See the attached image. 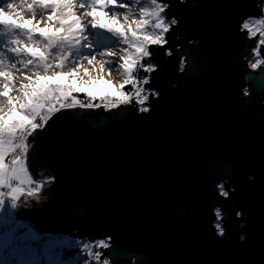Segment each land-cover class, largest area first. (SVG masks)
<instances>
[{
	"label": "water",
	"instance_id": "obj_1",
	"mask_svg": "<svg viewBox=\"0 0 264 264\" xmlns=\"http://www.w3.org/2000/svg\"><path fill=\"white\" fill-rule=\"evenodd\" d=\"M262 1L158 0L176 23L148 45L150 111L55 112L26 141L42 187L26 206L20 195L16 219L39 235L109 238L110 264H264V63L248 67L255 38L240 31Z\"/></svg>",
	"mask_w": 264,
	"mask_h": 264
},
{
	"label": "snow or ice",
	"instance_id": "obj_2",
	"mask_svg": "<svg viewBox=\"0 0 264 264\" xmlns=\"http://www.w3.org/2000/svg\"><path fill=\"white\" fill-rule=\"evenodd\" d=\"M24 3L25 0H20L19 4L15 0L12 2L0 0V44H5L6 40L5 48L0 50V78L5 81L0 97L6 98L4 103L7 107L6 111L0 107V187L7 186L10 189L7 202L4 194L0 193V229H7V231L0 232V264H41L42 256L47 258L49 264H52L56 260L54 246L40 244L41 237L31 229L18 234L25 225L16 220L12 210L17 209L18 201H20L19 194L23 192L20 185L25 183L36 185L28 190L25 199L20 201L21 204L26 206L27 198L37 195L40 182L29 175V169L25 166V160L21 156L27 152L28 137L34 130L43 126L41 122L47 121L48 115L44 114L45 111L47 114H51L54 110L58 111L59 109H54L53 102L73 98L74 92L87 91L92 100L96 99V93L77 84L76 77L82 67L81 63H77L68 72L62 70L64 62L68 59L65 49H75L73 55L92 65L96 59L93 54L95 49L101 46L107 47L100 44V37L110 39L113 43L118 42L117 38H122L126 44L130 43V47L135 51L129 52L127 48L123 49V52L127 54L120 56L122 62L118 67L124 70L125 78L119 86L121 91L113 92L112 96L118 103L124 105L135 107L138 103L140 112H148L150 109L143 105L149 101L150 95L141 85H148L150 78L146 75L138 80L133 75V70L134 67L143 69L146 73L153 70L152 63L144 64L141 61L152 55L147 47L148 44L167 43L165 33L169 25L161 16L166 5L159 4L158 0H136L138 5L148 4L154 7L151 11L146 7H139L141 19H132L131 22H129L130 17L127 13L121 17L120 10L129 7L128 3H123L122 0H31V3H27V11L31 13V19H26L22 11L17 10L22 9ZM49 8L51 13L45 18L42 11ZM38 12L41 13V21L33 23ZM148 15L154 16L155 21L150 23L144 18ZM41 22L45 24V27L38 26ZM175 23L174 19L171 20V24ZM256 23L264 25V20H257ZM133 25L136 27L133 28ZM140 30H144L142 36L138 35ZM245 30L249 38L256 36L257 31H261L259 45L264 46V30L253 28L251 19H245L240 25V31ZM86 32L96 39L89 42V36L85 35ZM128 32H131V42ZM17 33L26 34L32 43H23L16 35ZM255 51L257 49H254ZM107 54L109 56L118 55L111 51ZM22 56L27 59L21 60ZM49 58L55 61L56 67L61 68V71L48 74L53 68V64L48 62ZM8 61L15 62L6 63ZM261 63L264 61L257 59L249 67L256 68ZM18 64L22 67H18ZM107 66L111 69L114 65L107 62ZM104 67L105 64L100 65L101 71ZM41 70H43V75L40 74ZM83 70L85 75H89V69L84 68ZM16 72H19L22 79L19 81V87L16 88L18 95L12 96L9 93L15 88ZM66 76L71 77V80L63 79ZM89 80L94 81L95 78L90 76ZM129 84L132 88L127 93H123L124 85ZM151 95L158 96L159 93L153 92ZM73 100L74 103H79L74 98ZM71 106L73 105L60 104V107ZM81 106L98 107L99 105H93L89 101L88 104ZM8 154H12L10 165L5 164V157ZM13 182L16 186H13ZM221 192L225 197L228 195L223 186H221ZM220 215V210L217 209L215 229L219 235L223 236L224 228L220 222ZM240 239L243 240L244 237L241 236ZM96 243L101 248L108 247L104 240ZM89 249V245L84 246V250L89 255H93ZM94 255L96 260L100 259L99 252ZM104 264L108 262L104 261Z\"/></svg>",
	"mask_w": 264,
	"mask_h": 264
},
{
	"label": "rangeland",
	"instance_id": "obj_3",
	"mask_svg": "<svg viewBox=\"0 0 264 264\" xmlns=\"http://www.w3.org/2000/svg\"><path fill=\"white\" fill-rule=\"evenodd\" d=\"M7 2H12V0H7ZM158 3L166 5L165 3H161V2H158ZM128 5H129V7H128L129 9L121 11V17H122V15L124 13H127L129 15V17H130L129 22H131L132 19H136V20L141 19V16H140V13H139V7H141V6L146 7V8L149 9V11H151V9L154 7V6H150L148 4H140V5H138L137 3L134 4V6H132L131 4H128ZM166 7H167V5H166ZM165 8H164V10H165ZM161 16L164 18V21L168 23L169 28H170V26L174 25V24H171V20H173V19L166 20L164 15H163V12L161 13ZM144 18L148 19L150 23L155 21V17L152 16V15L145 16ZM13 19H14V17H13ZM121 23H123L122 19H121ZM135 27L136 26L133 25V28H135ZM143 34H144V30H140V32L138 33V35H140V36H142ZM86 35H88V33ZM128 37L130 38V42H131V32H128ZM117 41L118 42L113 43L110 39H105L104 38V40L102 42V45H106L107 47H104V46L98 47V49L96 50V53H93L96 56V59L93 61L92 65L87 64L86 61H81L78 58V56L73 55L72 53L75 52V49H68V48L65 49V53L68 54V59L64 62V67H63L62 70L64 72H68L72 67H75L77 63H81L82 67L79 69V75L76 77L77 84L79 86H83L86 89L96 93V99H98V100L93 102L92 104L93 105H99V106L98 107L94 106V107H89V108L103 107V109L105 110L106 106H111L113 104H116V106H117L119 104H122V103H118L115 100V98L112 96L113 92H120L121 91L119 86L123 83V80L125 78L124 77V70L118 67V65L122 62L120 60V56L127 54V53L123 52V49H125V48H127L129 50V52H134L135 50L130 47V43L129 44L124 43L122 38H117ZM89 42H91V41H89ZM148 45H147V47H148ZM109 51L117 53L118 55L117 56H109L107 54ZM12 62L13 61H8L6 63H12ZM48 62L53 64V68L51 70H49V73H48L49 75H51L53 71H61V68L56 67V64H55L54 60L53 61L52 60H48ZM107 62H111L114 66L111 69H109V67L107 66ZM101 64H105V67L103 68L102 71L100 69V65ZM180 66L182 67V63H181ZM84 68L89 69V75H85L84 74V70H83ZM6 70H11V69H6ZM40 74L43 75V70L40 71ZM90 76L94 77L95 80L94 81H90L89 80ZM101 77L103 79H101ZM14 79H15V88L13 89V91H11L9 93V95H12V96L18 95V92L16 91V88L19 87V81L22 79V77L20 76L19 72L15 73ZM63 79L71 80V77H67L66 76ZM85 81H88V83H85ZM4 82L5 81L3 80V78H0V91L3 90V83ZM54 82H56V78H54ZM108 82H110V83H108ZM125 86L126 85H124V87ZM124 87H123V93H126L124 91L125 90ZM147 92L149 94V90H147ZM84 93L87 94V91L84 92ZM72 97L76 101H79V100L76 99L77 97H75L73 95H72ZM105 97H107V99H105ZM73 98H71L69 101L64 99L61 102H53L54 109L61 110L63 108H72V107H76V106L83 107V106H81L82 103L80 101H79V103H74ZM5 100H6V98L0 97V107H3L5 109V111H6L7 107H6L5 103H4ZM61 103L65 104V105H73V106H71V107H60ZM144 107H146V106H144ZM83 108H85V107H83ZM17 111H19L18 108H17ZM55 112H57V111L54 110L51 114H47L46 111H45L44 114L48 115L47 120ZM41 123L43 124L45 122H41ZM6 157H5V159H6ZM25 166H26V164H25ZM10 170L11 169L8 168L9 172H10ZM29 175H30V173H29ZM32 185H35V184L25 183L23 185H20V187L23 188V192L22 193H27V192H24V187L25 186H31L32 187ZM4 187H6V186L0 187V193H2L1 190ZM17 221H19V220H17ZM19 222H21V221H19ZM24 224H26V223H24ZM29 229H31L33 232L38 234L31 226H29L27 224L23 228V231H20V233H18V234H22L24 232H27ZM39 236H41V235H39ZM69 238L70 237L68 235H64V234H48L44 238H41L40 244H51V245H53L54 246V250H55V255H57L58 254L57 249H59L60 247L65 245L68 242ZM56 263H57V260L52 262V264H56Z\"/></svg>",
	"mask_w": 264,
	"mask_h": 264
},
{
	"label": "trees",
	"instance_id": "obj_4",
	"mask_svg": "<svg viewBox=\"0 0 264 264\" xmlns=\"http://www.w3.org/2000/svg\"><path fill=\"white\" fill-rule=\"evenodd\" d=\"M15 2L17 4L20 3V0H15ZM123 3H128V4H131L132 6H134V4H136V0H122ZM27 3H31V0H25V3L23 5V8L22 9H17V10H21L22 11V14L25 16L26 19H31V13H29L27 11ZM129 9V8H128ZM122 10H127V9H121L120 11ZM51 13V9H47V10H43L42 11V15L46 18L47 15H49ZM15 19V17H14ZM38 21H41V13L38 12L35 16V19L33 21V23H36ZM51 23V22H50ZM39 27H45V24L43 22L39 23L38 25ZM87 34V32L85 33V35ZM17 36H19V38L21 39V41L23 43H32L28 40L27 38V35L24 34V35H21L20 33H17L16 34ZM89 35V41H93L94 39H96L95 37H93L92 35L88 34ZM104 40V37H100V44L102 45V42ZM83 43V42H82ZM5 44H6V40H5ZM5 44H0V50H3L5 48ZM8 46H11V45H8ZM98 49V47L95 49L94 53H96V50ZM21 60H26L27 57H20ZM49 60H52L51 58H49ZM14 62V61H13ZM141 63H144V64H147L149 63L146 58H144ZM18 67H22V65L18 64ZM32 67V66H30ZM149 72H145L143 69H140L138 67H134V70H133V75L136 77V79H142L143 77H145ZM132 85H126L124 87V91L127 93L130 89H131ZM73 96L77 97L76 99L79 100L82 105H86L89 103V101H91V103L97 101L98 99H95V100H91L92 98L89 97L86 93L82 92V93H73L72 94ZM71 98H68L66 99L67 101H69ZM85 107V106H83ZM24 224V223H23ZM26 225V224H24ZM20 231H23L20 230ZM46 235L48 234H43L41 235L40 237L41 238H44ZM71 238H69L70 240ZM68 240V242H69ZM67 242V243H68ZM66 243V244H67ZM63 245L62 247H60L59 249H57L58 251V254L56 255V260H57V263L56 264H80L81 260H83V258L85 257V250H84V247L83 246H80V245H77V246H67V245ZM33 246H36L35 243H33ZM41 264H49V262L47 261V259L45 257H41Z\"/></svg>",
	"mask_w": 264,
	"mask_h": 264
},
{
	"label": "flooded vegetation",
	"instance_id": "obj_5",
	"mask_svg": "<svg viewBox=\"0 0 264 264\" xmlns=\"http://www.w3.org/2000/svg\"><path fill=\"white\" fill-rule=\"evenodd\" d=\"M258 7L261 9V13H260V15H259L258 17L254 16V17H249V18H247V19H251V20H252V26H253V28H255V29H262V30H263L262 25L257 24L256 21H257V20H263V19H264V0H263L261 3L258 4ZM170 19H174V20L176 21V17H175V16H172ZM168 20H169V19H168ZM245 31H246V34L248 35L247 30H245ZM260 36H261V31H257V35L253 37V38H255V41H254V47L250 50V52H252V55H251V57H250L249 59L246 60V64L248 65V67H249V65H250L251 63H255V61H256L257 59L260 60V58L258 57L257 52H256V51L254 52V49H257V47H258V45H259ZM248 37H249V36H248ZM251 38H252V37H251ZM188 43H189V44H195L196 41L193 40V39H191V40L188 41ZM166 53L169 54V49L166 50ZM150 63H152V64L154 65V61H151ZM180 65H181V64H180ZM258 65H259V64H258ZM258 65H257V67H258ZM182 66H183V64H182ZM180 67H181V66H180ZM257 67H256V68H257ZM249 68H250V67H249ZM252 69H255V68H252ZM27 152H28V150H27ZM27 152H25L24 155L21 157L22 159L25 160V164L27 163L26 161L29 162V160L27 159ZM30 160H31L30 162H34L35 166H37V169H36L37 172L34 171V176H35L37 179H42L43 177H45V176H46V171H47L46 168H47V165H48V163H47L46 165H44L45 162H47L46 159H45V157H41V155H39V154H34V155L32 156V159H30ZM30 164H31V163H30ZM26 166H27V165H26ZM31 167H32V166H31ZM30 175H31V174H30ZM31 176H32V175H31ZM46 181H48V179H46ZM221 186H223L222 183H221V182L218 183L219 192L222 194V192H221ZM32 187H36V185H32ZM41 187H42V184L40 183L39 189H40ZM39 189H38V191H39ZM223 189H224V187H223ZM224 190H225V189H224ZM216 210H217V208H216ZM216 210H215V211H216ZM239 214H240V213H239ZM238 216H240V215H238ZM220 218H221V215H220ZM216 221H217V216H216L215 223H216Z\"/></svg>",
	"mask_w": 264,
	"mask_h": 264
},
{
	"label": "built area",
	"instance_id": "obj_6",
	"mask_svg": "<svg viewBox=\"0 0 264 264\" xmlns=\"http://www.w3.org/2000/svg\"><path fill=\"white\" fill-rule=\"evenodd\" d=\"M147 76L150 78V72L147 74ZM141 86L143 87L144 85H141ZM119 105H117V106H119ZM117 106H115V107H117ZM143 106H145V105H143ZM85 108H89V107H85ZM112 108H114V106H112V105L111 106H106L105 110H110ZM45 124H46V122L43 123L42 127H44ZM17 154H20V153L17 152ZM11 159H12V154H9L6 157V159H5V164L6 165H10ZM13 186H16L15 182H13ZM30 187L31 186H25L24 187V192H28ZM1 192L4 194V198H5L6 202H7L9 200L8 193L10 192V189H8L7 186H6V187L2 188ZM3 231H7V229L6 228L5 229H0V232H3ZM100 240H104L109 245V238H96V239H94L92 241H90L88 238H71L66 245L67 246L68 245H70V246L80 245V246H83V247L85 245H89L90 246L89 250L91 251V253H93V255H89L88 252L85 251V257L83 258V260H81L80 264H104V261H107L108 264H110V261L106 257H101L99 260H96V258H95L94 253L99 252L100 254H102V251H101L100 247L96 243L97 241H100Z\"/></svg>",
	"mask_w": 264,
	"mask_h": 264
},
{
	"label": "crops",
	"instance_id": "obj_7",
	"mask_svg": "<svg viewBox=\"0 0 264 264\" xmlns=\"http://www.w3.org/2000/svg\"><path fill=\"white\" fill-rule=\"evenodd\" d=\"M21 195V194H20ZM13 213H14V210H13ZM16 218V217H15ZM17 220V219H16ZM22 222V221H21ZM22 223H25V222H22ZM27 224V223H26ZM28 225V224H27Z\"/></svg>",
	"mask_w": 264,
	"mask_h": 264
}]
</instances>
